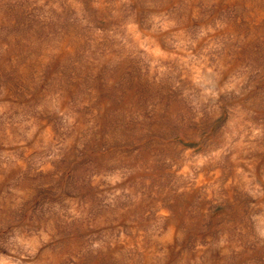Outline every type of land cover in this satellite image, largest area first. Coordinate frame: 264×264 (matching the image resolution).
I'll return each mask as SVG.
<instances>
[{"label": "rangeland", "instance_id": "rangeland-1", "mask_svg": "<svg viewBox=\"0 0 264 264\" xmlns=\"http://www.w3.org/2000/svg\"><path fill=\"white\" fill-rule=\"evenodd\" d=\"M0 264H264V0H0Z\"/></svg>", "mask_w": 264, "mask_h": 264}]
</instances>
